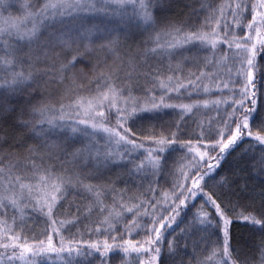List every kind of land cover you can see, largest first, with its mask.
Listing matches in <instances>:
<instances>
[{
  "label": "snow or ice",
  "instance_id": "1",
  "mask_svg": "<svg viewBox=\"0 0 264 264\" xmlns=\"http://www.w3.org/2000/svg\"><path fill=\"white\" fill-rule=\"evenodd\" d=\"M10 7L0 264H264V0Z\"/></svg>",
  "mask_w": 264,
  "mask_h": 264
},
{
  "label": "trees",
  "instance_id": "2",
  "mask_svg": "<svg viewBox=\"0 0 264 264\" xmlns=\"http://www.w3.org/2000/svg\"><path fill=\"white\" fill-rule=\"evenodd\" d=\"M7 4H10L11 7L9 8V12L15 17L22 15V5L31 2V0H5ZM229 0H216V3H228ZM9 12L3 13L5 16L9 14ZM15 101H13L14 103ZM120 187H123V185H120ZM74 210V209H73ZM241 231L246 232V229H244L243 225H240ZM207 255V253H205ZM113 260V264H120V256L119 253H114L111 257ZM48 264H51V262H48Z\"/></svg>",
  "mask_w": 264,
  "mask_h": 264
}]
</instances>
